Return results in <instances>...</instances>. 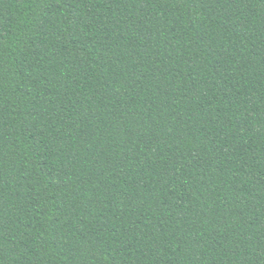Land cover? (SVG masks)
<instances>
[{
    "label": "trees",
    "instance_id": "obj_1",
    "mask_svg": "<svg viewBox=\"0 0 264 264\" xmlns=\"http://www.w3.org/2000/svg\"><path fill=\"white\" fill-rule=\"evenodd\" d=\"M0 264H264V0H0Z\"/></svg>",
    "mask_w": 264,
    "mask_h": 264
}]
</instances>
